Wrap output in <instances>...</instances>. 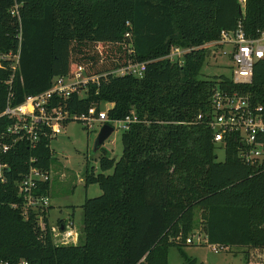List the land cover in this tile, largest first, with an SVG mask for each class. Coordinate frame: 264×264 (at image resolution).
<instances>
[{
    "label": "trees",
    "instance_id": "1",
    "mask_svg": "<svg viewBox=\"0 0 264 264\" xmlns=\"http://www.w3.org/2000/svg\"><path fill=\"white\" fill-rule=\"evenodd\" d=\"M236 27L250 38L264 32V0H0V55L17 53L13 70L9 59L1 61L0 111L8 92L15 105L79 65L86 75L105 76L87 84L83 97L79 89L57 99L61 108L79 115L109 103L108 120L130 113L139 120L121 131L116 160L102 151L97 173L84 168V184H96L100 194L80 206L76 244H54L44 212L40 223L38 212L23 213L16 188L29 165L49 170V130L37 133L32 148L22 139L0 153L6 165L0 179V260L167 264L171 246L187 260L174 239L183 242L197 220L206 244L239 250L244 264L252 256L262 264L264 159L241 162L230 138L217 161L206 123L211 89L230 82L224 75L197 77L202 50L184 54L181 65L165 58L170 46H198ZM128 62H144L141 77L111 73ZM230 87L264 112V59L254 63L249 84ZM11 122L0 117V131ZM259 139L264 152V132ZM29 158L35 160L29 164ZM47 188V181L40 182L33 193L45 196Z\"/></svg>",
    "mask_w": 264,
    "mask_h": 264
},
{
    "label": "built area",
    "instance_id": "2",
    "mask_svg": "<svg viewBox=\"0 0 264 264\" xmlns=\"http://www.w3.org/2000/svg\"><path fill=\"white\" fill-rule=\"evenodd\" d=\"M243 1L238 0L240 4ZM127 35L126 33L125 36ZM192 50L204 51L205 57L221 54L229 61L227 73L222 75L231 85H245L251 82L254 63L264 59V32L250 38L239 27L233 30H220L216 39L198 46H170L165 58L169 62L181 65L184 54ZM8 59L11 61L9 66L13 70L17 63V53L1 54L0 67H2L1 61ZM144 70V62H128L111 73L141 77ZM101 76L105 75H86L78 65L70 75L52 78L46 90L26 95L15 105L11 104V93L8 92L0 117L4 116L12 122L2 128L0 139L3 136H10L11 141L6 143L0 140V153L8 151L14 141L22 139L32 148L37 141V133H43L41 131L43 128L49 130V136L52 137L59 134L63 125L70 120L81 122L85 128L108 122L110 126L116 124L121 131L126 130L130 123L138 122L139 120L132 113L120 120H108L106 117L108 108H101V104L98 107L92 105L85 113L76 115L68 113L56 102L59 98H66L73 91L79 89H82L81 92L85 91L87 84H97ZM5 83L9 84L10 80H6ZM230 84L215 86L210 91V111L206 123L211 132V141L215 146L219 145L224 149L225 142L232 138L237 143V158L245 164H253L264 159L263 145L259 139L260 134L264 132V112L260 105L250 104L247 97L239 90L230 87ZM196 118L199 119V116ZM34 160L29 158V164ZM5 167V164L0 163V179L2 169ZM48 180L49 171L28 166L27 172L16 182L17 191L23 199V213L29 210L39 211V208L47 207V198L35 195L33 190L37 184ZM190 241L197 244L203 242L199 238L195 241L186 238V242ZM205 245L213 252L229 249L226 246L219 247L206 243ZM260 259H264V253L260 254ZM0 264L6 263L0 260Z\"/></svg>",
    "mask_w": 264,
    "mask_h": 264
},
{
    "label": "rangeland",
    "instance_id": "3",
    "mask_svg": "<svg viewBox=\"0 0 264 264\" xmlns=\"http://www.w3.org/2000/svg\"><path fill=\"white\" fill-rule=\"evenodd\" d=\"M229 61L221 54H213L209 57H204L203 63L199 69L197 75L198 78H210L227 73V66ZM79 95L83 97V93L79 91ZM111 104L102 103L101 108H109ZM101 125L94 124L90 128H85L81 122L70 120L67 121L61 132L50 138L49 149L51 153V164L49 166V192L58 194L60 196H70L71 203L78 201L82 189H79L78 178L82 176L85 167H92L94 172L97 173L98 169V157L104 151L105 155L109 158L117 159L121 152L120 133L121 130L116 124H111L112 132L107 136L99 148L95 147V139ZM216 160L220 161L223 158V149L221 146L216 145L214 149ZM63 173L60 177L59 174ZM107 170L105 173H109ZM95 192H90L91 189ZM87 197H94L100 194V190L95 184L87 189ZM80 192V193H79ZM68 207L60 205L59 208L51 214L49 220L54 221L56 217H64L68 210ZM38 222L40 223V214L45 212V209L39 208ZM70 213V212H69ZM75 212L73 217V223L76 221ZM196 213V218L199 216ZM81 226V220H80ZM200 224L196 220L192 231L186 236L193 241L196 240L197 235H200ZM186 238L183 242H179L178 237L174 239L175 243H179L182 246V251L185 253L187 260H183L175 246L168 248L167 264H244L243 256L239 250L229 249V251L213 252L203 243L194 245L193 243L186 242ZM193 258L194 260L190 259ZM254 261L257 258L251 257ZM192 260V261H189ZM250 262L248 264H255L256 262ZM264 264V259L260 260ZM259 264V262L257 261Z\"/></svg>",
    "mask_w": 264,
    "mask_h": 264
},
{
    "label": "crops",
    "instance_id": "4",
    "mask_svg": "<svg viewBox=\"0 0 264 264\" xmlns=\"http://www.w3.org/2000/svg\"><path fill=\"white\" fill-rule=\"evenodd\" d=\"M49 171V170H48ZM60 177L63 176V173L61 172L59 174ZM49 182L50 178L48 180V188L45 194V197L47 198L48 205L45 208V219L46 223L49 227V230L51 232V238L52 242L54 244H76L79 240L80 236V220H81V204L83 203L84 199L87 198V189L88 187H91L92 184L85 185L83 182V177L78 178V185L79 189H82L80 193V197L78 198V201L75 203H71L70 196H60L55 193L49 192ZM96 185V184H95ZM97 186V185H96ZM90 192H95V190L92 188ZM60 205L68 207L66 208L68 212H66L64 217H56L54 221H50L49 218L53 212H58L56 209L60 207ZM70 212V213H69ZM75 212L76 214V221L73 223V217ZM197 238L202 239L203 243L202 245H205V237L202 233L200 235H197ZM194 245H199L197 243H193ZM193 259V258H190Z\"/></svg>",
    "mask_w": 264,
    "mask_h": 264
},
{
    "label": "water",
    "instance_id": "5",
    "mask_svg": "<svg viewBox=\"0 0 264 264\" xmlns=\"http://www.w3.org/2000/svg\"><path fill=\"white\" fill-rule=\"evenodd\" d=\"M240 12V8L238 9ZM112 132V127L107 124H102L99 128L95 139V147L99 148L103 141L107 138V136Z\"/></svg>",
    "mask_w": 264,
    "mask_h": 264
}]
</instances>
